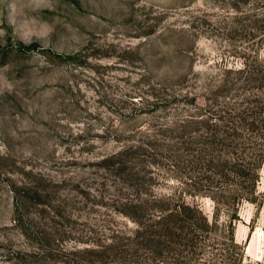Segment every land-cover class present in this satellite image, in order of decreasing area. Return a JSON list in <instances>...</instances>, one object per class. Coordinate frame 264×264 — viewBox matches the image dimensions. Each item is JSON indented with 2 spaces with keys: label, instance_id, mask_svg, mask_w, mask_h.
<instances>
[{
  "label": "rangeland",
  "instance_id": "obj_1",
  "mask_svg": "<svg viewBox=\"0 0 264 264\" xmlns=\"http://www.w3.org/2000/svg\"><path fill=\"white\" fill-rule=\"evenodd\" d=\"M0 264H264V0H0Z\"/></svg>",
  "mask_w": 264,
  "mask_h": 264
},
{
  "label": "trees",
  "instance_id": "obj_2",
  "mask_svg": "<svg viewBox=\"0 0 264 264\" xmlns=\"http://www.w3.org/2000/svg\"><path fill=\"white\" fill-rule=\"evenodd\" d=\"M218 161H220V159H218ZM253 180L255 181V192H256V180H257V179H253ZM163 219H164V216H161V217L158 219L157 222L160 223V225H161V224L163 223V221H164Z\"/></svg>",
  "mask_w": 264,
  "mask_h": 264
}]
</instances>
